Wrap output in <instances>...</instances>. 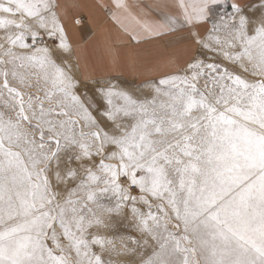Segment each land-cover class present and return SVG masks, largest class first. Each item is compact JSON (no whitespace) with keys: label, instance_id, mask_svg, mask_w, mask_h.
Masks as SVG:
<instances>
[{"label":"snow or ice","instance_id":"6c2138e0","mask_svg":"<svg viewBox=\"0 0 264 264\" xmlns=\"http://www.w3.org/2000/svg\"><path fill=\"white\" fill-rule=\"evenodd\" d=\"M93 6L0 0V264H264V0Z\"/></svg>","mask_w":264,"mask_h":264},{"label":"crops","instance_id":"0c3cea01","mask_svg":"<svg viewBox=\"0 0 264 264\" xmlns=\"http://www.w3.org/2000/svg\"><path fill=\"white\" fill-rule=\"evenodd\" d=\"M72 2V0H68ZM81 5L74 15L81 20L79 25L69 23V36L74 44H78L88 50L89 55L98 54L97 49L102 46L104 40L113 29L105 12L93 6V0H76ZM136 0H129L135 3ZM146 2V0H145ZM146 47H151L150 45ZM141 76L126 75L125 80L130 83H139Z\"/></svg>","mask_w":264,"mask_h":264},{"label":"rangeland","instance_id":"374dc122","mask_svg":"<svg viewBox=\"0 0 264 264\" xmlns=\"http://www.w3.org/2000/svg\"><path fill=\"white\" fill-rule=\"evenodd\" d=\"M82 20V19H81ZM127 82V81H126ZM128 84H135V83H130V82H127Z\"/></svg>","mask_w":264,"mask_h":264}]
</instances>
